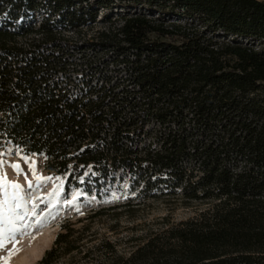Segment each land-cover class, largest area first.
<instances>
[{
  "label": "trees",
  "instance_id": "obj_1",
  "mask_svg": "<svg viewBox=\"0 0 264 264\" xmlns=\"http://www.w3.org/2000/svg\"><path fill=\"white\" fill-rule=\"evenodd\" d=\"M113 7L121 12L107 19L101 45L119 51L135 85L127 104L145 109L157 133H133L132 120L108 130L102 102L51 82L53 65L40 52L57 42L59 27L88 26ZM30 33L40 39L20 46L17 36ZM263 89L264 0H0V147L43 155L60 176L90 167L97 188L122 171L142 183V194L165 187L159 197L206 206L113 264H264ZM152 134L158 143L136 144ZM72 226L63 222L39 264L82 253L69 240Z\"/></svg>",
  "mask_w": 264,
  "mask_h": 264
},
{
  "label": "rangeland",
  "instance_id": "obj_2",
  "mask_svg": "<svg viewBox=\"0 0 264 264\" xmlns=\"http://www.w3.org/2000/svg\"><path fill=\"white\" fill-rule=\"evenodd\" d=\"M119 12L121 10L114 7L109 11L100 10L95 22L88 26L78 29L59 27L57 42L44 46L40 52L53 65V70L49 72L51 82L63 86L72 94L102 102V112L107 113L106 118L110 121L105 125L106 128H111L108 130H114V126H118L120 122L132 120L133 133L139 134L141 130L143 134L157 133L161 127L148 116L145 109L138 111V108L132 109L127 104L133 98L135 85L131 81L128 67L120 62L119 51L101 45L103 41L100 34L111 26L107 19L119 18ZM42 16L39 15L34 20L35 28L39 27ZM120 23L117 20L113 27ZM36 38L40 39V36L33 33L23 34L17 36L16 41L20 46L28 48L30 40ZM260 96L264 98V89ZM113 112L118 115L117 123L112 120ZM141 135L136 140V144L141 147L142 141L146 145L157 142L156 138L153 139V134L143 137ZM18 150L21 149L11 143L0 147V160L5 162L0 173H6L8 181L21 185L20 194L27 203L20 211L26 209L30 215L26 216L24 222H19L28 225L22 229L23 234L17 233L15 242H9L5 248H0V264H4V258H8L7 264H16L19 261L23 264H39L46 252L54 248L58 235L65 232L62 225L68 218H71L74 230L69 240L75 241L81 247L82 253L75 251L63 256L61 264H77L88 251L89 258L82 260L81 264H113L116 257H128L154 230L163 229L168 223L189 220L206 207L204 203H188L182 196L159 197L160 192L168 191L165 187L142 194V183H134L130 175L122 171L114 173L112 180H101V186L97 188L94 180L99 177V173L90 167L71 168L69 173L60 176L47 170L43 155L26 154ZM22 157H27L29 163H25ZM11 164H19L22 173L18 175L9 166ZM29 164H34L35 174ZM70 173L74 177L68 185ZM36 176L51 179L38 182ZM28 181H32L31 189ZM183 192L182 189L178 190L179 195ZM151 194L157 197L146 198ZM2 198L3 192L0 191V199ZM69 200L72 203H68ZM129 202L142 205L124 206ZM111 207L115 208L108 210ZM93 209L96 212L106 210L88 219L93 214ZM53 215L58 216V220L48 225ZM51 236L52 242L43 249L41 256L34 259L35 250L44 238ZM107 244L114 247V256H111L112 253L108 254ZM9 251H14L15 254L9 257Z\"/></svg>",
  "mask_w": 264,
  "mask_h": 264
},
{
  "label": "snow or ice",
  "instance_id": "obj_3",
  "mask_svg": "<svg viewBox=\"0 0 264 264\" xmlns=\"http://www.w3.org/2000/svg\"><path fill=\"white\" fill-rule=\"evenodd\" d=\"M22 151V150H18ZM25 163H29L27 157H22ZM4 161L0 160V169L3 168ZM17 174L22 173V169L19 164H11ZM29 168L35 174L34 164H29ZM27 180V176H25ZM51 177H40L36 176V180H49ZM28 187L31 189L33 187L32 181H28ZM9 189H12L11 191ZM0 191L3 192V198L0 199V248H5L7 243L15 242V237L17 233L23 234L22 229L28 227L24 222L26 216L30 213L25 209L23 212L20 209L25 208L27 201L21 196V185L19 183L8 181L6 173H0ZM75 196L73 197V200ZM68 203H72V200H69ZM14 251H9V257L14 255ZM8 258H4V264H7Z\"/></svg>",
  "mask_w": 264,
  "mask_h": 264
},
{
  "label": "bare ground",
  "instance_id": "obj_4",
  "mask_svg": "<svg viewBox=\"0 0 264 264\" xmlns=\"http://www.w3.org/2000/svg\"><path fill=\"white\" fill-rule=\"evenodd\" d=\"M58 220V216L53 215L52 219L50 222H48V225H51L53 223H55ZM52 237H47L44 238V241L42 242V244L40 246H38V248L35 250V255H34V259L38 258L39 256H41L43 249L45 247H47L51 242H52ZM16 264H23L21 261H19ZM27 264H31V262H28Z\"/></svg>",
  "mask_w": 264,
  "mask_h": 264
}]
</instances>
